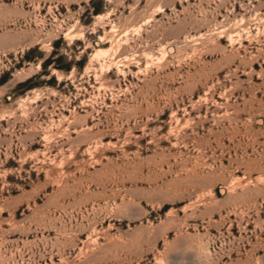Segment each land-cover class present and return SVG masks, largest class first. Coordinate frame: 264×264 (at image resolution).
<instances>
[{"label":"rangeland","instance_id":"obj_1","mask_svg":"<svg viewBox=\"0 0 264 264\" xmlns=\"http://www.w3.org/2000/svg\"><path fill=\"white\" fill-rule=\"evenodd\" d=\"M0 264H264V0H0Z\"/></svg>","mask_w":264,"mask_h":264}]
</instances>
